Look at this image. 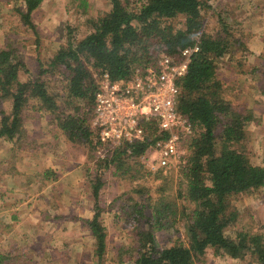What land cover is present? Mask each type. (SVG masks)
Listing matches in <instances>:
<instances>
[{"label": "rangeland", "instance_id": "374dc122", "mask_svg": "<svg viewBox=\"0 0 264 264\" xmlns=\"http://www.w3.org/2000/svg\"><path fill=\"white\" fill-rule=\"evenodd\" d=\"M129 1L133 9L140 4ZM207 5L200 12L202 31L212 37L229 35L239 42H232V53L218 61L217 77L224 83L225 97L233 107L245 114L253 111L242 147L251 164L264 166V106L258 103L264 99L257 89L264 83V0H211ZM20 7V0H0V51L10 50L14 56L11 63L24 65L18 72L21 82L40 77L58 109L50 112L31 99L21 112L16 141L0 138V264H131L128 254L122 256V263L117 262L123 249L134 246V233L124 220L123 200L129 197L141 203L149 195L157 200L161 180H154L153 173L143 170L139 174L144 177L132 180L134 171L121 175L126 167L117 170L115 165L101 170L100 152H92L82 141L67 139L58 127V118L88 113L89 107L87 102L68 96L66 72L50 71L48 66L60 48L91 32L90 21L108 12L110 2L44 0L32 14L37 35L24 24L17 12ZM167 25L182 30L184 19L179 16ZM86 67L94 79L99 77L90 63ZM2 112H11L10 100H0V122ZM161 175L169 179L166 196L174 198L184 181L180 170ZM98 179L101 187L95 199ZM142 189L149 192H133ZM96 203L106 232L101 261L86 224ZM175 204L180 212L187 203L179 199ZM229 205V212L237 215L236 225L228 229L231 234L264 237V187L232 195ZM175 222V226L155 232L160 248L188 244L186 218L177 216ZM195 264L256 263L250 256L233 260L208 250Z\"/></svg>", "mask_w": 264, "mask_h": 264}, {"label": "trees", "instance_id": "16d2710c", "mask_svg": "<svg viewBox=\"0 0 264 264\" xmlns=\"http://www.w3.org/2000/svg\"><path fill=\"white\" fill-rule=\"evenodd\" d=\"M20 1L17 12L37 35L31 19L42 0ZM137 1L140 4L133 9L129 0H109L110 10L90 21L91 32L81 40L68 42L67 47L60 48L48 63L50 71L66 72L68 96L87 102L90 111L58 118L59 129L69 141H82L92 152L101 150L98 164L101 170L112 165L117 170L126 167L121 175L134 171L131 179L137 180L144 177L139 174L141 170L150 173L141 160L149 141L122 144L112 149L94 143L88 115L97 78L88 72L86 63H90L99 76L106 73L111 80H125L132 77L134 70L155 64L161 53L175 56L184 48L198 45V51L189 58L185 75L176 82V110L188 119L194 131L184 144L187 164L178 169L184 181L179 184L175 197H168L165 193L169 179L163 178L161 173L173 170H157L151 172L154 180L162 183L157 200H152L151 195L141 203L129 197L123 200L124 220L134 233V246L123 249L117 262L122 263V256L128 254L131 264H195L208 250H213L215 255L233 260L250 256L256 264H264L263 236L228 231L236 225L237 218L236 213L229 212V198L264 187V166L251 164L242 147L245 127L254 119L253 111L245 114L233 107L225 97L224 83L217 77L218 61L232 53V42H239L229 35L212 37L202 31L200 12L211 0ZM179 16L184 19V28L173 30L167 21ZM12 57L10 50L0 51V100L11 101V112L1 113L0 138L11 142L16 141L20 132V115L29 100L39 101L50 112L58 109L40 77L25 82L18 79V72L24 65L20 61L11 63ZM262 76L264 78V74ZM260 85L257 89L264 96V83ZM100 187L98 179L93 192L95 199ZM179 199L187 203L180 212L175 204ZM93 211L92 219L86 224L96 244V256L101 261L106 249V232L99 220L102 212L98 203ZM177 216L187 220L188 244L160 248L155 232L175 226Z\"/></svg>", "mask_w": 264, "mask_h": 264}, {"label": "built area", "instance_id": "2783aa9c", "mask_svg": "<svg viewBox=\"0 0 264 264\" xmlns=\"http://www.w3.org/2000/svg\"><path fill=\"white\" fill-rule=\"evenodd\" d=\"M198 49L196 43L175 56L161 53L155 64L134 70L129 79L111 80L106 73L100 75L89 117L94 143L112 149L149 141L141 158L148 171L186 166L184 144L194 131L176 110V82L185 75L189 58Z\"/></svg>", "mask_w": 264, "mask_h": 264}, {"label": "crops", "instance_id": "0c3cea01", "mask_svg": "<svg viewBox=\"0 0 264 264\" xmlns=\"http://www.w3.org/2000/svg\"><path fill=\"white\" fill-rule=\"evenodd\" d=\"M43 1H44V0H42V2H41V4H40V7H39V8L42 7V5H43ZM39 8H38V9H39ZM38 9H37V10H38ZM261 98L264 99V96H261ZM258 103H259V106H264V100H263V102H262V100H259ZM263 110H264V109H263ZM261 115H262V117L264 118V112H262ZM12 218H13V217H12Z\"/></svg>", "mask_w": 264, "mask_h": 264}]
</instances>
